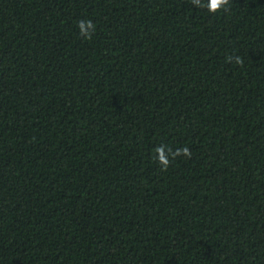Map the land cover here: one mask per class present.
Returning a JSON list of instances; mask_svg holds the SVG:
<instances>
[{
	"label": "trees",
	"instance_id": "trees-1",
	"mask_svg": "<svg viewBox=\"0 0 264 264\" xmlns=\"http://www.w3.org/2000/svg\"><path fill=\"white\" fill-rule=\"evenodd\" d=\"M208 3L0 0V264H264V0Z\"/></svg>",
	"mask_w": 264,
	"mask_h": 264
},
{
	"label": "clouds",
	"instance_id": "clouds-1",
	"mask_svg": "<svg viewBox=\"0 0 264 264\" xmlns=\"http://www.w3.org/2000/svg\"><path fill=\"white\" fill-rule=\"evenodd\" d=\"M194 4H196L197 6H199L201 4V0H193ZM229 4V0H209V3L207 4V8L209 11L215 13L217 11H219L221 8L227 6ZM78 27L80 28V34L82 36H85L86 38H90V32L89 30H94L95 29V25L92 24L91 21H81L78 24ZM237 62H239V58H237ZM164 147L165 146H161L160 148L156 149V152L159 153V161L165 166L167 167L169 164V160L165 154L164 151ZM169 152L171 153V150H169ZM184 154L186 156H191V152L189 151V149L187 147L183 148V149H179L177 150L176 153H171V155L175 156V155H179V154Z\"/></svg>",
	"mask_w": 264,
	"mask_h": 264
}]
</instances>
